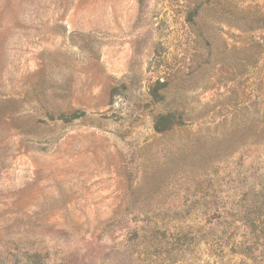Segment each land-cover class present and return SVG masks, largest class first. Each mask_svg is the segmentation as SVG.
<instances>
[{
    "label": "rangeland",
    "instance_id": "rangeland-1",
    "mask_svg": "<svg viewBox=\"0 0 264 264\" xmlns=\"http://www.w3.org/2000/svg\"><path fill=\"white\" fill-rule=\"evenodd\" d=\"M0 264H264V0H0Z\"/></svg>",
    "mask_w": 264,
    "mask_h": 264
},
{
    "label": "trees",
    "instance_id": "trees-1",
    "mask_svg": "<svg viewBox=\"0 0 264 264\" xmlns=\"http://www.w3.org/2000/svg\"><path fill=\"white\" fill-rule=\"evenodd\" d=\"M138 1V3L141 5L142 3H143V0H137ZM169 115H171V114H169ZM165 117H167V118H170V116H165ZM157 128V127H156ZM158 130H161V129H158Z\"/></svg>",
    "mask_w": 264,
    "mask_h": 264
}]
</instances>
